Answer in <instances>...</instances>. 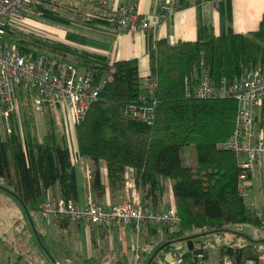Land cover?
I'll list each match as a JSON object with an SVG mask.
<instances>
[{
  "label": "trees",
  "instance_id": "obj_1",
  "mask_svg": "<svg viewBox=\"0 0 264 264\" xmlns=\"http://www.w3.org/2000/svg\"><path fill=\"white\" fill-rule=\"evenodd\" d=\"M56 2L45 0L34 8V14L47 19L57 17L58 12L53 10ZM223 17L229 21L228 3L223 5ZM7 34L22 53L40 48L53 54L58 60L52 66L56 70L70 57L92 74L99 87L96 99L75 127L77 156L93 166L94 202L102 203L105 191L101 163L106 165L111 190L123 184L124 175L130 173L139 194L142 191V205L151 208L157 206L169 182L180 217L174 234L193 244L191 250L174 251L173 257L204 254L203 247L195 246L190 236H183L187 231L222 232L225 227L242 224L264 227V217L254 213L238 189L241 156L225 145L235 126V97L187 95L198 83L201 69L214 81H230L249 76L256 69L264 70V14L257 29L246 33L235 32L228 25L224 33L200 41L149 40L150 76L156 81L152 96H146V90L140 87L136 59L111 63L102 56L76 54L72 47L57 40L37 35L30 38L33 32L7 29ZM20 93L22 102L28 100V94L23 90ZM145 106L152 109L149 119L132 115V108ZM24 115L22 111L21 135L16 132L18 127L11 135L0 131V179L4 180L0 188L23 207L33 208L47 187L57 183L60 197L76 203L75 170L64 136L56 137L49 125L43 149L33 118ZM187 145L194 151L191 164L184 163L181 157V148ZM43 150L49 159L47 169ZM55 222L65 226L70 221ZM260 243L264 244V239L248 238L242 245L223 242L219 245L218 263L224 256L230 258L231 264L257 260L264 252Z\"/></svg>",
  "mask_w": 264,
  "mask_h": 264
},
{
  "label": "built area",
  "instance_id": "obj_2",
  "mask_svg": "<svg viewBox=\"0 0 264 264\" xmlns=\"http://www.w3.org/2000/svg\"><path fill=\"white\" fill-rule=\"evenodd\" d=\"M44 1L0 0V131L3 135H11L15 127H21L20 90H23L25 95L28 94L29 105L37 113H43L45 105L54 109L52 114L56 123H59L58 126L63 129L69 159L73 163L79 159L74 145L75 127L83 120L91 103L96 99L99 87L93 82L92 74L84 69L80 70L73 61L60 62L62 66L56 70L52 67L47 53H22L15 41L7 37V29L26 32L32 28L34 8ZM106 7L113 12V22L119 29L150 31L172 16L178 7V1L160 0L156 12L144 16H139L132 5ZM144 84L146 96H152L156 86L155 79L149 75L144 79ZM225 94L233 95L238 105L235 126L225 145L241 156L238 189L246 197L247 179L254 162H264V119L259 124L255 118V110L264 104V70L256 69L249 76L230 81L225 78L214 81L205 69H201L198 83L187 91V95L196 97ZM131 112L132 115L147 120L151 117L152 109L145 106L141 109L132 108ZM125 184L129 190L127 188L122 203H96L90 199L84 206H79L61 197H47L40 205V214L47 222L66 219L103 227L119 222L133 225L136 231L145 224L164 225L169 230L179 227L180 217L173 206H144L135 182L129 175ZM255 261L249 259L246 264H264V256L262 262L258 259ZM166 264L213 263H210L203 253H195L174 256ZM217 264H231V261L224 256Z\"/></svg>",
  "mask_w": 264,
  "mask_h": 264
},
{
  "label": "crops",
  "instance_id": "obj_3",
  "mask_svg": "<svg viewBox=\"0 0 264 264\" xmlns=\"http://www.w3.org/2000/svg\"><path fill=\"white\" fill-rule=\"evenodd\" d=\"M177 1L178 7L172 16L163 20L157 28L150 31L119 29L113 22V12L107 8L106 5H132L135 7L139 16H144L156 12L160 0H63V3L68 5L71 4L73 7V11L68 12L70 13V17L68 16L69 18H67V21L56 24L58 26L63 25V27L58 28V26L47 22L42 23L41 21L36 23L33 20V22H31L33 23L32 29H35L36 32H41L40 28H43L46 32L41 35L72 47L76 51V54L85 52L102 56L107 58L111 63L123 59H136L139 76L141 78L140 87L144 89V79L150 75L149 40L153 41L163 38L169 43L200 41L224 33L228 25L235 32L246 33L257 29L262 14H264V0H228L227 2L226 0ZM227 3L229 4L230 12L229 21L223 17V5ZM46 21L49 22L50 20L48 19ZM53 22L57 23L56 21ZM65 32H73V41L66 39ZM46 53L51 59V65L54 67L58 60L55 59L53 54ZM60 67L61 63H59L57 69ZM78 67L80 70L82 69L79 64ZM256 119L259 124L261 120L264 119V104L259 106ZM39 142L41 141L39 140ZM74 145L76 147V136ZM44 147L45 145H42L43 149H45ZM45 154L43 150V156ZM44 164L47 169L49 167V159L46 156H44ZM71 164L74 166L75 170L76 204L84 206L94 195L91 187V170L93 166L90 161L83 157H79V159L75 160L73 163L71 162ZM100 173L101 181L105 185L102 203H122L124 201L125 192L127 188L129 190V187L123 182V184L118 186L115 190H111L108 183L105 163H101ZM128 175L130 177V173ZM126 177L127 176L124 175V180H126ZM3 183L4 180L0 179V186H2ZM166 190L168 192L167 204H171L174 202V197L169 182L163 192ZM247 192L248 195L245 198V202L253 207V211L256 215L264 217V162H254L247 179ZM47 197H60V189L57 183L50 184L47 187L43 197L35 202L33 208L23 207V209L27 212L28 218L32 222L36 233L42 236H48L50 239L49 242L55 248H63L67 251L74 250L75 254L80 256L81 260L91 259L93 255L97 254L95 252L98 248L102 249V256L104 257V249L101 245L103 242L106 243L108 233H112L114 230L116 232L118 231L117 236L121 239L119 251L123 253L125 257H129L127 260L129 264H137L141 259L140 253L137 254V259H135L133 250L134 243L137 241L139 235L141 240L140 244L142 242L152 243V239L160 238L158 239L162 242L160 248L164 247V249H169L172 246L170 242L173 240H169L168 237L170 232L167 231L168 228L164 225L153 226L145 224L139 231H134L132 225H124L119 222H115L109 227L88 225L84 222L72 221L66 223L65 226H61L60 222L46 223L39 209L42 200ZM141 197L142 191H140V198ZM160 198H162V196ZM157 205L168 206L163 204L161 199ZM155 207L156 205L152 208ZM255 228H257V232L251 230ZM255 228L246 226L245 229L247 233L245 234L242 232H235L234 229L232 232L235 238H232V240L226 238V233H230L226 232L223 234V239L220 241L219 245L223 242H233V244L239 242L237 245H242L248 238L254 240L264 239V227ZM127 230H129V237H126ZM260 244L264 245L262 243ZM219 245L216 248V252L213 254L204 249L201 243L198 247H203V252L210 263L217 264L221 259V257H219ZM121 260L122 256L118 254L117 263H121ZM56 262L60 264L58 260ZM148 262L149 259L146 263L148 264Z\"/></svg>",
  "mask_w": 264,
  "mask_h": 264
},
{
  "label": "rangeland",
  "instance_id": "obj_4",
  "mask_svg": "<svg viewBox=\"0 0 264 264\" xmlns=\"http://www.w3.org/2000/svg\"><path fill=\"white\" fill-rule=\"evenodd\" d=\"M70 7L71 4L67 7L63 3V0H57V2L55 3V7L53 8V10L58 12L57 17H49L50 21L48 22L46 21L48 19L33 13L34 21L36 23L39 21H41L42 23L47 22L49 24L58 26L56 24L63 23V18L67 19L70 17V13H68ZM31 21L32 20H30V22ZM53 21H56L57 23H54ZM60 27H63V25L58 26V28ZM34 30L32 28H29L26 31L35 32V34H29L30 38H33L36 35L37 37L41 36L39 32H36V30ZM40 31L42 33L46 32L43 28H40ZM65 36L66 39L73 41V32H65ZM33 50L40 51V48H34ZM41 51L46 54L45 50ZM64 60L73 61V59H71L70 57H66ZM22 104H25L23 105L25 107H20V119H22V111H25V115H27L28 117L33 118L36 134L38 136V140L41 141L40 143L42 145H45L46 140L44 135H46V132L48 131L47 128L49 129V125H51L52 130H54L56 137L60 138V136H64L62 127L58 126L59 123H56L55 116L52 115V113L54 114L55 112L52 107L45 105L43 107L44 112L42 113V115L34 111L35 109L28 105V100H23V102L21 100V105ZM16 132L21 135V128H16ZM193 154L194 151L192 150L191 146L187 145L181 148V157L184 163L191 164L194 161ZM5 192L6 191H4L3 189H0V264H58L56 262L57 260L60 264H129L127 261L129 257H125L124 254L119 251L121 239L117 236L118 231L116 232L115 230L112 233H108L106 243L103 242L101 245V247H103L104 249V257L102 256L101 248H98L95 252L97 254L93 255V257L88 260H81L80 256L75 254L74 250L67 251L63 248H55L49 242L50 239L48 236H42L41 234L36 233L35 228L33 227L30 219L28 218L27 212L23 209V206L20 204V201H18V199H16L15 197H12V195L8 192ZM167 194V190L163 192L161 202L168 206H173L177 210L175 202L167 204ZM40 211L41 210L39 209V212ZM246 226H251V228H255L252 225L242 224L225 227L222 232L207 233L205 231H187L186 233H184L185 235L183 236H190V238L195 241V246H198L201 243L203 244L204 249L213 254L216 252L217 246L223 239L222 237L224 233L230 232L226 233V238L232 240V238H235L232 231L235 229V232H242L245 234L247 233L245 229ZM132 227L134 231H136L133 225ZM251 230H255V232H257V228ZM167 231L171 232H168L169 240H173L172 242H170L172 246L169 249H164V247L160 248V244L162 243L160 242L161 240H158L160 238L152 239V243L142 242L140 244V233L138 234V242L136 241L133 247L134 254L136 255L140 253L141 256V259L139 262H137V264H147L146 262L148 259V264H166V262H170L173 259L174 254L172 253H174V251H179L188 248L189 241L187 239L181 238V235L176 236L174 234L178 231V228L176 230L167 229ZM126 237H129V230H127ZM236 244H239V242H237ZM118 254L122 256L121 263H117L116 261L118 258ZM262 256H264V252H261L258 255V261L262 262Z\"/></svg>",
  "mask_w": 264,
  "mask_h": 264
},
{
  "label": "water",
  "instance_id": "obj_5",
  "mask_svg": "<svg viewBox=\"0 0 264 264\" xmlns=\"http://www.w3.org/2000/svg\"><path fill=\"white\" fill-rule=\"evenodd\" d=\"M192 247H193V244H192V242H191V241H189V242H188V249H189V250H191V249H192Z\"/></svg>",
  "mask_w": 264,
  "mask_h": 264
}]
</instances>
